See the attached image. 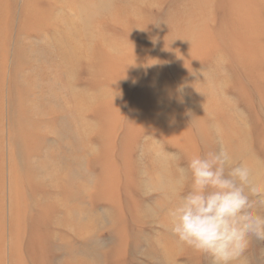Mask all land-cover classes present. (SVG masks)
Masks as SVG:
<instances>
[{
	"label": "rangeland",
	"instance_id": "1",
	"mask_svg": "<svg viewBox=\"0 0 264 264\" xmlns=\"http://www.w3.org/2000/svg\"><path fill=\"white\" fill-rule=\"evenodd\" d=\"M51 90L62 109L31 110ZM221 146L264 188V0H0V264H212L167 211L181 169ZM53 153L78 187L35 186L30 157ZM45 192L64 207L35 205ZM239 264H264V240Z\"/></svg>",
	"mask_w": 264,
	"mask_h": 264
},
{
	"label": "clouds",
	"instance_id": "2",
	"mask_svg": "<svg viewBox=\"0 0 264 264\" xmlns=\"http://www.w3.org/2000/svg\"><path fill=\"white\" fill-rule=\"evenodd\" d=\"M181 173L180 187L189 188L167 211L168 231L178 246L210 257L212 264H239L252 238L264 240V215L252 199L264 188L254 184L251 167L236 163L221 146L193 156Z\"/></svg>",
	"mask_w": 264,
	"mask_h": 264
},
{
	"label": "bare ground",
	"instance_id": "3",
	"mask_svg": "<svg viewBox=\"0 0 264 264\" xmlns=\"http://www.w3.org/2000/svg\"><path fill=\"white\" fill-rule=\"evenodd\" d=\"M63 2V1H62ZM32 30H34V29H32ZM36 31V30H35ZM34 34V33H33ZM31 49V48H30ZM34 49V48H33ZM40 49V48H39ZM38 49V50H39ZM45 50V49H44ZM34 51V50H33ZM36 51V50H35ZM39 52V51H38ZM44 52V51H43ZM42 52V53H43ZM47 52V51H46ZM45 52V53H46ZM32 55H33V53H31ZM43 56V55H42ZM63 59V58H62ZM62 61V60H61ZM47 68V67H46ZM32 77H34V76H32ZM32 77H28L29 79H30V81H32L31 83L32 84H35V83H33V80H31V79H33ZM28 80V79H27ZM36 80V79H35ZM29 81V82H30ZM38 81V80H37ZM55 81V80H54ZM28 82V83H29ZM36 82V81H35ZM50 83V82H49ZM48 83V84H49ZM55 83V82H54ZM20 84V83H19ZM28 85H30L31 86V84H28ZM23 87H25V86H23ZM53 88V87H52ZM51 88V89H52ZM28 89V88H27ZM56 89V88H55ZM44 90V89H43ZM28 91V90H27ZM48 93V92H47ZM47 93H44V95H42L41 97H39V99H35L36 100V102L34 103V105L32 106V108H31V110H33L34 109V107H35V109L37 108L38 109V107L40 108V106H42L43 104V102H45V104H52V105H56L57 107H58V109H62V106H63V104H62V99H60L59 100V97H58V95L56 94V93H54V90H53V93H52V90L51 91H49V93L47 94ZM63 94H64V92H62ZM27 95V94H26ZM24 98V97H23ZM29 99V98H28ZM21 100V99H20ZM33 101V100H32ZM31 102V101H30ZM24 103V102H23ZM25 104V103H24ZM65 105V104H64ZM25 106V105H24ZM28 106V105H27ZM47 106V105H46ZM79 106V105H78ZM69 107V106H68ZM67 107V108H68ZM46 108V107H45ZM49 108V106L47 107V109ZM52 108V107H51ZM54 108V107H53ZM72 108V107H71ZM29 109H30V107H29ZM78 109V108H77ZM28 110V109H27ZM49 110H51V109H49ZM65 110V109H64ZM70 110V109H69ZM41 111V110H40ZM57 111V110H56ZM26 112V111H25ZM34 112H35V110H34ZM63 112V111H62ZM70 112V111H69ZM72 112V111H71ZM27 113V112H26ZM63 114H65L66 115V113L64 112ZM33 115V114H32ZM34 116V115H33ZM56 117H58V116H56ZM60 117V116H59ZM62 117V116H61ZM60 117V118H61ZM70 117V116H69ZM28 118V117H27ZM37 118V117H36ZM48 119V118H47ZM65 119V118H64ZM64 119H60V121H61V123H60V127L62 126V131H59L58 129H56V128H54V130L52 131L53 133V135L55 136V138H58L59 137V142H63L64 144H63V148L65 149H67V147L69 148L70 146H71V144L69 143V141H71V140H69L71 137H72V140H75V137L73 136V135H68V124H69V122L70 121H68V123H67V121L66 120H64ZM74 119L75 120H77V117L75 118L74 117ZM54 120V119H53ZM52 120V121H53ZM58 120V119H57ZM24 121V120H23ZM81 121H83L82 119H81ZM33 122H35V121H33ZM42 122V121H41ZM40 122V123H41ZM45 122V121H44ZM43 122V123H44ZM78 122H80V121H78ZM21 123H23V122H21ZM27 123V122H26ZM58 123V122H57ZM23 124H25V123H23ZM33 124V123H32ZM38 124V123H37ZM28 127H29V124H28ZM30 128H32V127H30ZM35 128V127H34ZM50 128V127H49ZM74 128H75V126H74ZM82 129H83V127H81ZM36 129V128H35ZM81 129V130H82ZM40 132V131H39ZM44 132V131H43ZM60 132H62V133H60ZM38 133V132H37ZM41 134V133H40ZM45 134V133H44ZM62 134V135H61ZM70 134H71V132H70ZM37 136V135H36ZM69 136V137H68ZM82 136H83V134H82ZM45 137V136H44ZM38 138V137H37ZM36 138V139H37ZM81 141V140H80ZM41 142H43V141H40V143ZM84 142V141H83ZM82 142V143H83ZM38 144V143H37ZM43 146V145H42ZM34 148H35V146H34ZM74 149V148H73ZM84 149V148H83ZM39 150V149H38ZM72 151V150H71ZM38 152V151H37ZM84 152V151H83ZM77 154V153H76ZM84 155V154H83ZM29 156V155H28ZM34 155H32L31 157H30V160L28 161L29 162V164H30V168H31V170H30V168H29V170L30 171H32V176L35 178L34 179V181H35V186H39V183L42 185V188H45V189H47V187H49V188H51V187H54L55 189H57L58 187H57V184L55 183V181L56 180H59L60 179V182H61V185H62V187L65 189L64 191H68L66 188H69L72 184H73V186H74V184L77 186V184L75 183V178H76V173L74 172V169L72 168V167H70L69 168V166L67 165L68 164V162H67V159L66 158H58V156L56 155V153H53L52 155H50V158L52 159H50V161H49V156L48 157H45L44 159H43V162L42 163H40V164H38V162H37V160H36V157H33ZM40 159V158H39ZM80 159V158H79ZM81 159H83V158H81ZM27 160V159H26ZM72 160V159H71ZM58 161H60V163H59V165H58V167H56L55 166V164H56V162H58ZM78 161V160H77ZM80 161V160H79ZM82 161V160H81ZM76 163H78L79 164V162H76ZM61 175V176H60ZM82 176L83 175H81L80 174V177L82 178ZM86 177V176H85ZM32 179V178H31ZM30 179V180H31ZM85 179V178H84ZM85 180H87V179H85ZM25 181V180H24ZM33 181V180H32ZM79 183V182H78ZM87 183V182H86ZM33 184V183H32ZM79 186V185H78ZM77 186V187H78ZM30 187V186H29ZM75 187V186H74ZM27 188V187H26ZM34 189V188H33ZM36 189V188H35ZM34 189V190H35ZM59 189V188H58ZM78 189V188H77ZM32 190V189H31ZM33 190V191H34ZM47 190H49V189H47ZM63 190V189H62ZM32 191V192H33ZM52 191V190H51ZM31 192V191H30ZM62 194V193H61ZM38 196H39V198H38ZM54 198H57V197H55L53 194H48L47 192H45L43 195H41V194H38L37 196H36V201H35V205H41L42 203H45L46 201H50V203L52 202V205H54L55 206V208L57 209V208H63L64 207V204L66 203V201L67 200H65L64 198H57V199H54ZM73 199V198H72ZM71 200V198L68 200V201H70ZM32 202V201H31ZM28 203V202H27ZM81 204V203H80ZM46 205V204H45ZM51 205V206H52ZM79 205V204H78ZM77 206V205H76ZM38 207V206H37ZM79 207V206H78ZM25 208V207H24ZM74 208H76V207H74ZM30 209V208H29ZM51 209V208H50ZM49 209V210H50ZM53 209V208H52ZM76 210H78V209H76ZM35 211H36V209H35ZM58 212V211H57ZM56 212V213H57ZM36 213V212H35ZM48 213V212H47ZM85 214V213H84ZM79 211H76V213H75V216H74V218L76 219V221H77V223H80V222H82V221H80V217H79ZM52 216V215H51ZM56 217H57V215H55ZM50 217V216H49ZM58 217H60V216H58ZM57 217V218H58ZM84 217H87V216H85L84 215ZM71 218V213H66V214H64V216L62 217V218H60L55 224H57V225H59L58 223H60V225L64 228H68V220ZM82 219V218H81ZM85 219V218H84ZM51 221V220H50ZM89 221V220H88ZM53 222V221H52ZM74 222H75V220H74ZM93 222V221H92ZM54 223V222H53ZM83 223H84V221H83ZM72 224V223H71ZM75 224V223H74ZM81 224V223H80ZM79 224V225H80ZM52 225V224H51ZM53 226H55L54 224H53ZM75 226V225H74ZM89 226H90V224H89ZM52 227V226H51ZM56 229H57V227H55ZM60 229V228H59ZM80 229V228H79ZM81 229H82V226H81ZM78 230V229H77ZM48 231V230H47ZM66 231V230H65ZM68 231V230H67ZM66 231V232H67ZM51 233V232H50ZM49 233V234H50ZM71 233V232H70ZM76 233V232H75ZM53 234V233H52ZM51 234V235H52ZM72 234V233H71ZM79 234V233H78ZM51 235H50V237H51ZM60 235V234H59ZM75 234H73V236H74ZM82 235V234H81ZM53 236L55 237V235L53 234ZM53 237V238H54ZM60 237V236H59ZM57 239V238H56ZM80 239V238H79ZM52 240V239H51ZM55 242V241H54ZM93 242V241H92ZM52 243V242H51ZM48 244H49V242H48ZM47 244V245H48ZM91 244V243H90ZM72 245V244H71ZM93 245V244H92ZM51 246V245H50ZM52 247V246H51ZM63 247V246H62ZM50 248V247H49ZM64 248V247H63ZM58 250V249H57ZM64 251V250H63ZM92 251H93V249H92ZM52 252V251H51ZM50 253V252H49ZM89 252H87V254H88ZM93 253V252H92ZM51 254V253H50ZM58 254V253H57ZM63 254H65L64 256H68L67 255V252L65 251ZM78 254V253H77ZM59 255V254H58ZM85 255V254H84ZM84 255H83V258H84ZM56 256V255H55ZM89 256V255H88ZM93 256V255H92ZM75 257V256H74ZM95 258V257H94ZM72 259V258H71ZM86 259V258H85ZM84 259V260H85ZM88 260V259H87ZM92 260V259H91ZM88 261H90V260H88ZM50 262V261H49ZM55 263V262H54ZM79 263V262H78ZM89 263V262H88ZM93 264V263H92ZM96 264V263H95Z\"/></svg>",
	"mask_w": 264,
	"mask_h": 264
}]
</instances>
